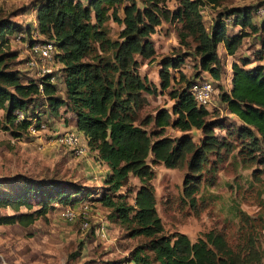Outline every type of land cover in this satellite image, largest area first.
<instances>
[{
	"label": "trees",
	"instance_id": "trees-1",
	"mask_svg": "<svg viewBox=\"0 0 264 264\" xmlns=\"http://www.w3.org/2000/svg\"><path fill=\"white\" fill-rule=\"evenodd\" d=\"M171 1L175 5L169 9L167 3ZM230 1L35 0L34 30L53 44V58L59 63L55 72L36 79L23 77L14 67L16 53L9 49L8 37L21 27L7 16H0V128L19 138L34 123L32 118V126L38 129L39 107L46 106L50 115L63 107L72 115L73 126L82 134L88 150L95 151L97 159L108 169L104 190L114 194L129 174L138 179L140 185L132 203L124 195L112 199L104 192L100 197L101 203L111 208L113 219L126 228L127 236L146 239L129 251V263L263 264L264 249L256 241L253 224L246 221L243 213L240 244L233 248L224 233L216 229L202 233L194 241L180 232L164 234L155 210L154 189L149 183L153 176L151 164L161 163L168 169L185 166L183 192L193 205L192 194L197 191L198 176L208 155H218L222 149L230 152L233 146L226 138L231 132L215 134V128L225 129L222 121L209 120L208 107L197 105L189 92L190 85L204 74L212 80L220 78L223 65L217 55L219 45L233 56L247 36L245 28L253 34L257 30L251 19L262 7H228L226 3ZM203 6L221 8L208 29L201 19ZM109 20L120 26L115 39L108 36ZM163 22L179 24L174 27L178 47H190L192 43L198 73L191 79L185 78L179 69L188 52H175L158 60L156 86L141 77L138 68L140 60H153L155 50L150 35ZM229 23L239 29L228 30ZM263 25L264 17L258 28ZM23 30L30 33L29 26ZM263 60L264 40L253 53L257 63L250 66L248 57L230 63V88L221 91L219 98L241 122L234 134L241 142L243 162L255 160L264 168ZM157 92L172 100L170 107L141 115L147 103L145 95ZM16 111L24 114L19 122H15ZM166 127L180 132L196 129L201 136L198 143L187 135L170 138L164 135ZM256 151L260 152L259 158ZM90 194L87 187L55 179L20 174L2 177L0 208L10 207L14 212L0 215V225L28 226L44 215L55 199L72 207ZM31 199H36L37 209L18 211L21 206L30 208Z\"/></svg>",
	"mask_w": 264,
	"mask_h": 264
},
{
	"label": "rangeland",
	"instance_id": "rangeland-1",
	"mask_svg": "<svg viewBox=\"0 0 264 264\" xmlns=\"http://www.w3.org/2000/svg\"><path fill=\"white\" fill-rule=\"evenodd\" d=\"M35 0H0V16H7L12 22L20 25L21 30L8 37V47L16 53L14 67L23 77L39 78L36 68H29L26 61L29 58L27 46L29 42H46V39L34 30L35 13L33 2ZM264 0H232L229 6H261ZM174 2H168L167 7L172 9ZM219 7L203 6L201 19L204 27L209 28ZM121 15V10L118 8ZM263 15L254 14L253 22L257 30L249 32L245 28L247 36L233 56L225 53L223 46L217 47V55L223 70L218 80H212L204 74L213 87V94L208 105L210 119L222 121L225 129H214L217 135L227 132V140L232 143L230 152L224 149L220 154H209L206 163L203 164L198 176L197 191L194 196V204L183 192V179L186 175V167L168 169L161 163L151 164L153 173L149 183L154 189L155 210L159 217L164 234L173 232L184 233L190 241H194L202 233L216 229L224 233L230 247L240 244V213H243L246 221L251 222L256 233V241L261 249H264V168L255 160H242L239 152L241 142L235 138L234 131L241 123L237 117L230 114L220 101L219 93L227 92L230 88V63L239 57H248L250 66L253 61V53L264 40V25L260 27ZM29 26L27 35L23 28ZM108 36L115 39L120 26L112 21H107ZM177 23H165L155 28L150 35L155 54L151 61L140 60L138 72L141 77L158 86V60L163 56L173 55L175 52H188L180 71L185 78H193L198 73L196 68L197 57L192 54L190 47H178L175 28ZM227 29L236 32L238 27ZM52 50L50 58L43 61L49 73L59 68V63L53 58ZM38 64L40 60L36 58ZM264 63V60L261 61ZM175 77H178L177 72ZM58 92L62 95L63 88L58 86ZM146 105L141 110V115L153 114L157 109L169 108L172 100L166 94L157 92L155 95H145ZM38 125L43 124L39 130L28 131L21 137H12L9 132L0 128V178L16 174L33 178L55 179L61 182H70L90 189L88 197L80 199L76 203L75 211L81 210V205L87 207L88 229H81L80 219L67 221L60 216V211L69 203L63 204L56 199L52 201L47 212L38 217L32 224L22 226L18 224L0 225V264H132L126 261L129 251L146 240L142 236L129 237L124 226L120 225L112 217L111 208L104 206L101 195L106 192L112 195H124L127 202L132 203V197L140 182L136 177L128 175L122 187L114 194L109 193L104 183L108 169L97 159L96 152L88 150L81 133L73 126L72 115L61 107L55 114H49L46 106L37 110ZM207 118V119H208ZM32 122L35 123L34 118ZM32 123V124H34ZM2 124V111H0V125ZM149 126L145 128L148 129ZM67 131H75L80 137V146L85 147V152L76 154L72 148L60 146L55 138ZM164 135L177 138L182 135L190 137L194 143H198L201 132L192 129L180 132L171 127H166ZM257 157L260 152L256 151ZM149 159H147L148 161ZM149 163V162H148ZM213 167V171L210 170ZM78 194L77 197H79ZM31 207H19L20 212L37 209L39 204L36 199H31ZM10 207L0 208V215L12 214ZM243 218V217H242ZM103 227L104 236L97 234V230ZM258 244V243H257ZM264 264V258L262 259Z\"/></svg>",
	"mask_w": 264,
	"mask_h": 264
},
{
	"label": "built area",
	"instance_id": "built-area-1",
	"mask_svg": "<svg viewBox=\"0 0 264 264\" xmlns=\"http://www.w3.org/2000/svg\"><path fill=\"white\" fill-rule=\"evenodd\" d=\"M256 12L259 15L264 14L262 8H258ZM27 50L29 58L26 61V65L29 68H36L38 76H43L49 73V69L45 67L43 61L50 58L51 52L53 50V44L49 41L29 42ZM36 58L41 61L40 64L37 63ZM40 87L41 86L39 85V89ZM189 92L197 105L208 107L212 98L213 87L206 76H202L190 85ZM23 117L24 114L21 111L15 112V122L21 121ZM32 125L33 124L28 126V131L39 130L40 127L43 126V124L40 123L38 129H35ZM55 142L60 146L72 148L76 154H82L86 150L85 147L80 146V137L75 131H67L58 135L55 138ZM60 216L67 221H72L78 216L80 219L81 229H88L87 207L84 204L81 205V210L79 212L75 211V207L67 206L60 211ZM96 232L98 235L104 236L105 231L103 227H100Z\"/></svg>",
	"mask_w": 264,
	"mask_h": 264
},
{
	"label": "crops",
	"instance_id": "crops-1",
	"mask_svg": "<svg viewBox=\"0 0 264 264\" xmlns=\"http://www.w3.org/2000/svg\"><path fill=\"white\" fill-rule=\"evenodd\" d=\"M222 46V45H221ZM79 203V202H78ZM73 206H75V205H73Z\"/></svg>",
	"mask_w": 264,
	"mask_h": 264
}]
</instances>
